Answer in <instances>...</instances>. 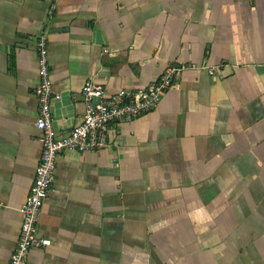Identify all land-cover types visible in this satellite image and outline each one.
Segmentation results:
<instances>
[{
  "label": "crops",
  "instance_id": "1",
  "mask_svg": "<svg viewBox=\"0 0 264 264\" xmlns=\"http://www.w3.org/2000/svg\"><path fill=\"white\" fill-rule=\"evenodd\" d=\"M41 32L60 135L85 81L110 96L185 69L108 148L59 156L27 264H264V0H0V264L41 155Z\"/></svg>",
  "mask_w": 264,
  "mask_h": 264
},
{
  "label": "built area",
  "instance_id": "2",
  "mask_svg": "<svg viewBox=\"0 0 264 264\" xmlns=\"http://www.w3.org/2000/svg\"><path fill=\"white\" fill-rule=\"evenodd\" d=\"M37 62L38 83L35 87L37 115L34 126L39 134L41 155L35 168L33 183L28 196L19 208L21 214L20 231L16 246L10 254L9 264H27L29 252L36 247H45L49 240L37 233L41 208L49 195L57 160L64 152H96L110 146L108 127L114 122L129 123L148 114L159 104L162 95L170 89L181 75L185 66L167 67L146 87L137 90H120L110 96L103 88L87 80L81 88L85 103V113L79 124L68 133L60 135L53 126L52 102L61 95L54 90L50 76L48 45L44 33L34 40ZM195 70H205L213 76L215 68L207 64L190 66Z\"/></svg>",
  "mask_w": 264,
  "mask_h": 264
}]
</instances>
